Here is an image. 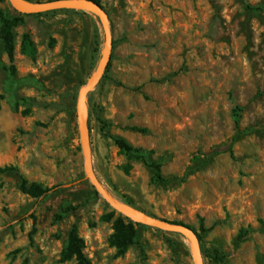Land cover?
Segmentation results:
<instances>
[{
  "label": "rangeland",
  "instance_id": "374dc122",
  "mask_svg": "<svg viewBox=\"0 0 264 264\" xmlns=\"http://www.w3.org/2000/svg\"><path fill=\"white\" fill-rule=\"evenodd\" d=\"M94 1L111 30L107 69L85 100L99 181L136 215L195 230L202 264H264V0ZM0 13L17 20L15 73L0 40V167L17 169L0 173V264H76L61 260L74 225L91 264H195L186 237L147 224L124 254L110 243L102 217H127L86 172L78 117L107 48L95 10L26 15L0 0ZM25 34L34 57L21 51ZM21 177L52 192L31 198Z\"/></svg>",
  "mask_w": 264,
  "mask_h": 264
},
{
  "label": "trees",
  "instance_id": "16d2710c",
  "mask_svg": "<svg viewBox=\"0 0 264 264\" xmlns=\"http://www.w3.org/2000/svg\"><path fill=\"white\" fill-rule=\"evenodd\" d=\"M27 2H32L31 0H25ZM251 11L260 10L259 7L247 6ZM1 21V31H0V40L2 41L9 63L11 65V71L15 73V34L13 32L14 27L16 26V19H13L9 16H5L0 13ZM21 51L23 54L30 55L34 57L37 53L36 46L31 36L25 34L22 40ZM99 122L102 125V131H106L109 128L108 123L99 119ZM131 130L144 133L146 130L138 127H132ZM105 136L112 140L115 145L120 149L122 153L126 155L129 159L145 160V156L141 153V150L131 146L126 140L121 137L112 135L109 132H105ZM152 168L155 170L154 180L157 183H165L168 181L162 174V168L160 165H152ZM17 172V169L12 166L0 167V173H10ZM20 191L30 196L31 198L40 200L47 197L52 189L46 188L43 185L36 182H29L26 178L21 177V183L19 186ZM114 213L105 215L102 217L106 222H112V228L114 233L110 238V243L115 247L119 254H124L131 246L137 245V230L136 226H140L139 223H133L129 218L118 217L114 219ZM172 223V222H171ZM181 224V223H178ZM184 225V224H182ZM199 240L201 237L198 235ZM85 241L80 237L78 232V227L76 225L72 226L68 233V239L66 246L62 252V261L69 262L75 261L76 264H91L90 259L84 253ZM219 259V258H218Z\"/></svg>",
  "mask_w": 264,
  "mask_h": 264
},
{
  "label": "water",
  "instance_id": "95a60500",
  "mask_svg": "<svg viewBox=\"0 0 264 264\" xmlns=\"http://www.w3.org/2000/svg\"><path fill=\"white\" fill-rule=\"evenodd\" d=\"M13 8L21 14H36L42 11H49L52 9H60L66 7H90L94 9L98 14V17L101 21L102 26L104 27L106 34V50L103 52V56L101 62L96 70V73L90 83L83 86L78 95V112H79V122L81 129V139H82V147L85 157V169L86 172L92 181L93 186L97 189V191L102 195V197L108 202L110 206L124 214L127 218L131 219L135 223L139 224H147L153 228L171 232V233H179L182 234L187 240L190 242L194 262L195 264H202V253L200 247V240L198 234L192 228L178 224L171 223L167 221L160 220L151 215H134L126 211L124 208L119 206L114 199L109 195L107 190L104 188L102 183L99 181L95 171L93 169V164L91 160V147L88 139V124L85 115V100L88 94L93 91L100 83L102 78L104 77V73L107 69L108 65V46L111 42V30L108 21L105 19L104 11L102 7L94 0H56V1H48L40 4H27V5H19L16 0H10Z\"/></svg>",
  "mask_w": 264,
  "mask_h": 264
},
{
  "label": "bare ground",
  "instance_id": "6f19581e",
  "mask_svg": "<svg viewBox=\"0 0 264 264\" xmlns=\"http://www.w3.org/2000/svg\"><path fill=\"white\" fill-rule=\"evenodd\" d=\"M16 2L19 4V5H27V4H24L21 0H16ZM80 8V7H79ZM87 8H90V7H87ZM115 201V200H114ZM119 206H121L122 208H124L126 211H128L129 213L131 214H136L135 211L131 210L130 208L126 207L125 205H123L122 203L118 202V201H115Z\"/></svg>",
  "mask_w": 264,
  "mask_h": 264
}]
</instances>
